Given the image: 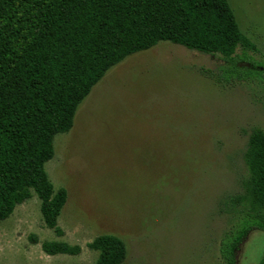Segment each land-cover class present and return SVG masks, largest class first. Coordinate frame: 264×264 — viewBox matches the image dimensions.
Listing matches in <instances>:
<instances>
[{
  "label": "rangeland",
  "instance_id": "rangeland-1",
  "mask_svg": "<svg viewBox=\"0 0 264 264\" xmlns=\"http://www.w3.org/2000/svg\"><path fill=\"white\" fill-rule=\"evenodd\" d=\"M228 1L257 51H238L233 64L160 42L110 69L46 165L68 192L64 236L45 226L34 194L0 222V264H96L87 245L101 235L125 241L124 264H224L221 204L242 191L249 135L264 130V0ZM33 236L83 251L48 256ZM263 256L264 232L254 231L237 264Z\"/></svg>",
  "mask_w": 264,
  "mask_h": 264
},
{
  "label": "trees",
  "instance_id": "trees-1",
  "mask_svg": "<svg viewBox=\"0 0 264 264\" xmlns=\"http://www.w3.org/2000/svg\"><path fill=\"white\" fill-rule=\"evenodd\" d=\"M160 42L221 56L235 64L256 44L245 35L228 0H0V222L39 198L45 226L57 237L67 203L46 165L54 140L74 126L78 107L107 72ZM241 192L223 200L231 227L221 239L224 264H237L241 245L264 232V130L254 128L244 152ZM48 256H79L82 247L40 242ZM87 247L96 264H124L126 243L101 235ZM264 264V256L260 262Z\"/></svg>",
  "mask_w": 264,
  "mask_h": 264
}]
</instances>
